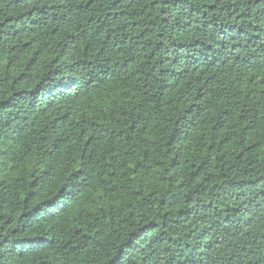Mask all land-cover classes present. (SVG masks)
<instances>
[{"label": "trees", "instance_id": "trees-1", "mask_svg": "<svg viewBox=\"0 0 264 264\" xmlns=\"http://www.w3.org/2000/svg\"><path fill=\"white\" fill-rule=\"evenodd\" d=\"M0 264H264V0H0Z\"/></svg>", "mask_w": 264, "mask_h": 264}, {"label": "snow or ice", "instance_id": "snow-or-ice-1", "mask_svg": "<svg viewBox=\"0 0 264 264\" xmlns=\"http://www.w3.org/2000/svg\"><path fill=\"white\" fill-rule=\"evenodd\" d=\"M65 191H61L59 195L56 197L57 200H60L61 197H64L67 191V186L65 185Z\"/></svg>", "mask_w": 264, "mask_h": 264}]
</instances>
